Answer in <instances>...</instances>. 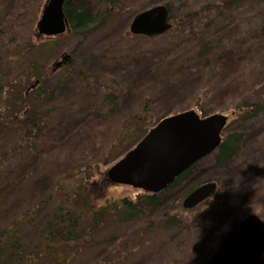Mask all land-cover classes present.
I'll return each instance as SVG.
<instances>
[{"label":"trees","instance_id":"trees-1","mask_svg":"<svg viewBox=\"0 0 264 264\" xmlns=\"http://www.w3.org/2000/svg\"><path fill=\"white\" fill-rule=\"evenodd\" d=\"M84 1L89 7L64 0L68 26L53 37L39 35L37 19H29L32 0H16L9 14L0 2V264H72L86 253L95 258L91 264H154L142 261L151 254L150 243L147 252L137 243L129 259L124 253L110 257L126 251L142 226L156 229L155 244L185 238L184 248L172 254L167 246L152 250L157 264H178L197 250V223L223 213L192 262L204 264L245 215L264 220V135L257 141L259 159L248 162L244 132L230 127L264 117L258 98L264 88V0H157L146 8L165 5L169 30L132 35L127 25L82 58L84 43L131 5ZM134 1L130 19L146 9ZM62 38L74 43L63 48ZM152 55L158 60L148 64ZM101 59L100 70L91 73L90 63ZM62 89L68 93L59 100ZM189 109L232 118L219 146L159 192L108 197L106 188L116 184L106 170L122 156L112 152L125 154L157 121ZM203 168L236 171L251 181L234 195L219 179L203 176ZM208 181L217 184L214 194L184 209V197ZM233 200L248 206L227 218ZM254 264H264V254Z\"/></svg>","mask_w":264,"mask_h":264},{"label":"water","instance_id":"water-1","mask_svg":"<svg viewBox=\"0 0 264 264\" xmlns=\"http://www.w3.org/2000/svg\"><path fill=\"white\" fill-rule=\"evenodd\" d=\"M64 0H45L36 22L39 35L53 37L67 29ZM171 27L165 5L159 4L135 14L129 22L132 35L157 36ZM58 62L56 66H59ZM228 116L200 115L193 109L166 116L153 125L119 160L109 166L106 176L112 184L145 193L167 187L180 173L214 151ZM214 181L204 182L183 199L184 209H192L216 191ZM264 254V220L254 213L232 225L204 264H254Z\"/></svg>","mask_w":264,"mask_h":264},{"label":"rangeland","instance_id":"rangeland-1","mask_svg":"<svg viewBox=\"0 0 264 264\" xmlns=\"http://www.w3.org/2000/svg\"><path fill=\"white\" fill-rule=\"evenodd\" d=\"M0 2H2V4H4L5 13L9 14L11 11H14L16 0H0ZM126 2L130 3L131 5L123 6V8H121V10H120L122 12L116 14V16L113 14L112 18L110 19V22L106 24L105 28L102 31L94 34L90 39H88L84 43L85 45L83 48H81V52H80V54L82 55L81 56L82 58H85L89 53L94 51V49L97 46H100L101 44L108 41L113 36L119 35L121 32H123V30H124L123 28L125 26H127V25L129 26V22H130L129 20H131V19L129 18L128 14L132 10V8L136 7L137 5H136V3H134L135 2L134 0H127ZM155 2H157V0H145L143 2L141 0L139 5H141V8L144 9L150 5L157 4ZM29 3H30V0H29ZM32 3H34V5H31ZM43 3H44V0H36V1L32 0L30 5L28 4V7L30 6L29 19L31 21L32 20L34 21V20L39 18L40 14H41L42 7L44 5ZM80 3L84 8H85V6L89 7L88 4L84 0H80ZM19 11L22 12L21 8H19ZM14 20H15V17H14ZM63 40H64V42H67L63 46V48L68 47L70 44L74 43V40H71V39H66V40L63 39ZM142 48L144 49L145 47H142ZM156 55H158V53H155V56ZM157 60H158V57L155 59V57L152 55V56L148 57L147 63L152 64ZM57 62H60V59ZM90 64L91 65H89L88 70H91V73H93V72L96 73L100 70L103 62H102V59L100 61L99 60H93ZM66 91H67V89H62V90L58 91L56 94L57 98L60 97L59 100L63 99V97L68 93V92L65 93ZM171 92H178V91L175 90V88H174L173 90H171ZM178 94H180V91L178 92ZM258 98L260 99L261 102H262V100H264V88L259 93ZM231 121H232V118L228 119L227 123H229ZM230 127H231V129L234 128V129H237L238 131L244 132L245 142L243 145V149H244L245 159L248 162L258 160L259 155L257 153V149L259 148L260 144L258 145L257 141L259 140V138L262 139V135H264V117H261L259 119H255V120L250 121V122L234 123ZM133 146H134V144L132 145V147ZM123 153H124V151H122V152L119 151L116 154H114L112 152V155L114 158V157H116V155H118L117 157H119L121 155L123 156L124 155ZM203 176L212 177V179H214V178L219 179L220 181H222L224 183V185H227L230 188V191L234 195H237L240 192H242L243 189L251 181L250 177L238 175V173L236 171H234V172L233 171H222V172H220V171L212 169V168H209V169L203 168ZM200 178H202V176H199L195 181H199ZM134 193H135V189H133L131 187L123 186V185H115V186L109 185L105 190V194L108 197H114V198L130 196V195H133ZM240 203L241 202H239L237 200H233V202L228 205V209L226 210L225 217H227V218H230L232 216L234 217L238 214V212L243 207L248 206V205L245 206V204L242 205ZM253 204L256 205L255 203H253ZM252 206L253 205H250V207L252 209H254ZM222 215H223V213H219L216 215L213 214V215H211L210 218H206L205 221L197 223V224H199L197 226L198 232H196L192 236V241L196 244L197 250L195 253H192V255L185 256L184 258L180 259L178 264H192L193 260L195 258H197V256L201 252L204 253V250L202 247L204 246V249H205V244L209 240V238L211 237L213 230L216 229L217 224L219 223L220 217ZM110 228H112V226H110ZM139 229H140L142 234H140V236L135 238V239L133 237L131 238L130 245L128 246V249L126 251L125 250L123 251L122 248H120L121 251L113 253L112 255H110V257L118 256V254L124 253L127 255V258H128L129 256H131L130 252H131V250L135 249V246H137V243H139L138 245L142 246L141 247L142 250L145 249V251L147 252L148 245L150 243L152 255L150 254L149 256H146L145 260H142V261H144L143 263L152 262L154 264H157L158 262L154 261V258L156 259L159 254L153 252L152 250L160 251V248L163 249L164 247L167 246V249L168 250L170 249V254H172V253H174L175 248L178 250L180 248L182 249V248H184V246L186 244L185 238H182V237L170 239L167 243L162 242L161 245L155 244L156 241H158V240H156L157 238H156V229L155 228H153V230L150 229V230L144 231V226H142ZM105 230L107 232L108 228H106ZM184 237H185V235H184ZM214 237H215V235H213L212 239ZM210 253H213V252H210ZM90 254L91 253H86L84 255H81L79 258L74 259L72 264H91V263H93L95 258H93V256ZM124 264H131V262L124 263Z\"/></svg>","mask_w":264,"mask_h":264}]
</instances>
